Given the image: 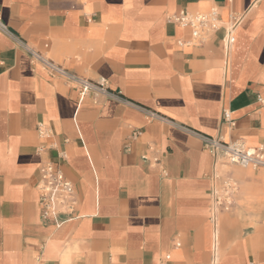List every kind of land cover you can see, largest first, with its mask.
<instances>
[{"label":"crops","instance_id":"obj_1","mask_svg":"<svg viewBox=\"0 0 264 264\" xmlns=\"http://www.w3.org/2000/svg\"><path fill=\"white\" fill-rule=\"evenodd\" d=\"M212 8L222 21L245 12L229 51L223 27L179 44L190 32L166 15ZM0 19L133 103L89 94L77 104L71 85L0 32V264H264V168L222 164L178 127L264 143V0H0ZM44 161L74 186V212L58 222L41 218ZM226 166L237 191L217 211L212 174Z\"/></svg>","mask_w":264,"mask_h":264},{"label":"built area","instance_id":"obj_2","mask_svg":"<svg viewBox=\"0 0 264 264\" xmlns=\"http://www.w3.org/2000/svg\"><path fill=\"white\" fill-rule=\"evenodd\" d=\"M245 12L230 13L226 21H222L216 9L212 8L207 12H190L181 9L175 13L166 15V21L176 24L190 32L189 41L179 40V44H196L203 41L208 35L223 27L224 34L222 41L225 50L229 51L234 41L237 27L242 23ZM0 32L10 38L17 46L25 50L30 58L41 63L52 76L62 78L71 85L77 92V104L87 95L94 98L104 97L115 99L125 103L133 104L125 99L120 91L111 89L104 79L98 81L90 80L86 77L69 71L60 64L43 55L40 51L29 46L0 19ZM261 103L263 99L259 98ZM149 119H160L171 122L158 114L156 111L136 105ZM223 119L228 124H233L229 117V111L223 109ZM179 128L201 141L203 147L220 163L239 168L258 169L264 168V143L256 146L248 145L241 139L225 141L220 136L205 135L199 131L178 125ZM39 134H42L41 127L38 126ZM154 161H157L155 158ZM39 179L35 185L38 194V204L41 209V218L58 222L60 214H72L76 206L75 191L73 183L66 178L61 166L57 162L44 161L38 167ZM237 191L236 180L225 171L212 174L211 203L212 208L217 211L229 210L233 197ZM179 243H176L178 246ZM211 264H216L213 258Z\"/></svg>","mask_w":264,"mask_h":264},{"label":"rangeland","instance_id":"obj_3","mask_svg":"<svg viewBox=\"0 0 264 264\" xmlns=\"http://www.w3.org/2000/svg\"><path fill=\"white\" fill-rule=\"evenodd\" d=\"M228 168H229V167L226 166V167H223L222 170H223V171H227Z\"/></svg>","mask_w":264,"mask_h":264}]
</instances>
